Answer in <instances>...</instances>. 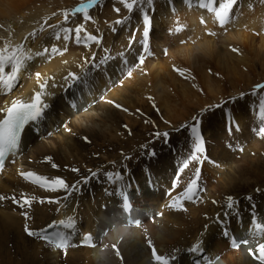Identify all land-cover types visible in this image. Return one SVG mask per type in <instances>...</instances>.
Returning a JSON list of instances; mask_svg holds the SVG:
<instances>
[{
  "label": "bare ground",
  "instance_id": "bare-ground-1",
  "mask_svg": "<svg viewBox=\"0 0 264 264\" xmlns=\"http://www.w3.org/2000/svg\"><path fill=\"white\" fill-rule=\"evenodd\" d=\"M80 1L83 0H0V54L16 53L20 60L25 59V54L31 57L23 61L14 91L0 85V108L12 99L30 101L44 81L47 84L42 99L50 106L38 125L30 124L25 129L16 159L11 165L8 160V171L0 174V196L35 198L31 207L24 209L12 199L0 201V264H148L158 257L165 264L168 260L170 264H192L194 259L208 264L207 258L214 255L220 257L217 264H258L248 254L251 242L234 251L228 245L234 235L239 240L257 235L264 243V232L258 233L252 224L255 219L264 226V138L256 135L258 127L264 125L243 126L239 116L230 118L225 110H217L210 124L201 122L200 132L205 131L211 139L204 141L202 163L192 162L181 174L179 187L172 192L173 196L182 192L195 168L201 167L199 200L184 202L185 211L169 208L171 197L166 193L172 187L177 168L191 153L187 146L188 130L172 136L167 145L163 144L166 149L149 143L147 137L157 130L189 125L194 114L199 116L205 111L204 106L223 99L228 89L232 94L248 85L251 78L243 72L250 67L246 55L262 58L263 69L258 75L264 77V0H235L223 27L219 25L222 17L218 8L222 0H213L212 4L209 0L205 8L200 7V0H153L151 8L146 0H141L131 14L127 12L130 20L124 19L118 25L117 35L113 12L124 8L119 0H98L92 10L74 13L73 7ZM109 3L113 4L105 12L107 15L101 21L96 17L95 20L97 24L109 21L113 26L111 43L101 49L98 44L93 48L86 46L79 54L74 45L68 47V34L74 40L82 37L87 28L94 26L91 16L101 13ZM211 8L216 11H209ZM142 12H148L152 21V55L141 65L138 56L142 50ZM105 19L108 20L104 22ZM55 22L57 25L47 31ZM253 35L260 36L259 40ZM132 36L135 42L131 45ZM215 37L220 38V43L214 42ZM33 39L37 42L33 43ZM159 48L170 56L169 62L162 60L163 65ZM93 57L98 65L108 62L96 71L90 65ZM174 66L184 68L185 72L181 74ZM192 70L200 71V84L190 83V78L198 80L190 75ZM9 71L10 66L5 69L6 73ZM216 72L225 83L214 78ZM69 73L81 79L66 84ZM179 78L187 79L185 86ZM53 83L57 87L53 88ZM188 86L194 90L202 88L203 97L186 91ZM72 88L77 94L75 98ZM181 88L185 100L180 101L177 110L173 106L175 100L170 104V94ZM149 94H158L156 101L164 112L158 121L149 114L155 122L151 127L135 114V108L142 106L150 111L143 100ZM227 117L232 126L230 135L235 131L236 138L233 136V141L226 145L222 139L228 134L224 132ZM238 125L242 129L234 130ZM152 149L155 156L149 158L147 152ZM172 154L180 157L173 159ZM20 164L23 168H18ZM73 168L79 171L73 172ZM28 171L48 179L63 178L70 186L93 171L98 178L90 179L86 185L81 183L80 191L64 199L65 192H47L26 181L21 173ZM109 171L124 175L123 182L129 185L132 200L145 213L140 215L142 225L130 228L124 238L108 218L118 211L116 203L120 201L119 195L114 194L116 186L105 180ZM146 181H151V185ZM248 196L251 201L246 199ZM228 197L238 201L231 210L226 207ZM42 200L45 202L41 203ZM149 206L152 217H148ZM24 211L28 219L22 215ZM225 212L228 238L222 235L223 226L217 222V216L224 220ZM70 218L75 220L76 228L66 250L53 251L25 232V226L41 231L49 224ZM95 224H101L96 228L101 227L99 237L103 245L79 247L82 235L92 233ZM197 243H201L202 253L188 254L187 249ZM173 256L178 259L172 260Z\"/></svg>",
  "mask_w": 264,
  "mask_h": 264
},
{
  "label": "snow or ice",
  "instance_id": "snow-or-ice-1",
  "mask_svg": "<svg viewBox=\"0 0 264 264\" xmlns=\"http://www.w3.org/2000/svg\"><path fill=\"white\" fill-rule=\"evenodd\" d=\"M213 0H211L212 4ZM98 3V0H95V4ZM119 3L123 5L124 9L127 10L129 14H131L134 10V7L139 5L141 3V0H119ZM147 5L151 8L153 5V0H146ZM209 3V0H200V7L205 8L207 7ZM235 0H222V2L219 3L218 8L221 9V17L219 19V25L223 27L225 24L228 23L229 19V12L231 11V7L234 6ZM209 11H216V9H208ZM117 13H119V9H114ZM142 24H143V32L142 37L139 41L141 45V53L138 56V64H143L145 58L147 56L152 55L150 52V34L152 31V21L151 17L148 14V12H142ZM90 19V17H89ZM125 20H128V17L124 18ZM117 24H122L123 21L117 20ZM201 23H204L203 20H201ZM77 32L80 31V29H76ZM213 34V33H210ZM131 45L135 42V36H132L130 39ZM67 43V42H66ZM131 47V46H130ZM236 51V50H234ZM25 59H31L30 56H27L25 54ZM24 59V60H25ZM20 60L17 57L16 53H12L11 55L8 54H0V85H3L5 89H7L9 92L15 87V84L18 80V73L20 72L23 61ZM108 62V61H106ZM106 62L102 65H98L95 62V57H93V63L90 64L91 68L93 70H100L102 66L106 65ZM10 66V71L5 72L6 67ZM128 77L131 76V68L127 72ZM37 78H39V74L37 73ZM81 77L77 76L73 73H69L67 77H65V83L68 84L69 80H72L73 82H76L80 80ZM47 82H43L39 85L40 91L36 92L30 99V101H22L20 99H12L10 104H7L6 107L0 108V114H2V119H0V169L4 166V160L5 157L8 156L10 153L15 156L18 149L21 145L22 140V133L25 130V127L27 125L36 124L38 125L43 119H44V113L45 111L50 107L47 103L44 102L42 97L45 95L44 89ZM52 87L55 88L57 85L55 83L52 84ZM69 87H71V84H69ZM257 87H264L261 85H258ZM51 95V94H49ZM244 94L241 93L240 96L233 97L232 103H235L236 99H243ZM111 103V101H109ZM224 103H227L225 101ZM117 107H120L117 105ZM155 107V105H154ZM222 107V104H214L211 105L210 108H220ZM227 115V113H226ZM260 119L262 122H264V97H261L260 100ZM194 123L191 125H184L181 128L175 129L176 132L182 131L184 128L188 129V135L190 137L191 141V153L188 156L187 159H185L181 166H179L176 170V175L172 182V187L169 190L166 195H169L170 202L167 205L169 208L177 211H185L184 208V202H192L196 203L199 200L200 197V191L202 190L199 185V181L201 179V167L197 166L195 168L193 177L187 182L186 187L183 189L182 192H180L178 195L173 196L172 192H174L180 184V176L184 172L185 169L189 168V165L192 162H196L198 165L202 163V157L205 153V147H204V141L200 132V119L197 117H193ZM127 127V126H125ZM38 133L39 129H35ZM237 130L239 128L237 127ZM256 135L260 138H264V126L258 127V130H256ZM154 140H159L161 137L163 138V143L165 145L168 144L170 140V134L168 131L163 132H154L153 133ZM86 139V138H85ZM149 143H154V141H150ZM147 155L149 158L155 156V150H149L147 152ZM50 159V158H49ZM130 159V157H125V160ZM53 168H57V165L52 164ZM73 172H78L79 170L76 168L71 169ZM127 172V169H125V173ZM21 175L23 178L34 184L37 185L39 188L43 189L47 192H65L67 195L64 197V199L68 198V195H71L72 192L80 191V185L82 184H88L90 179L92 178H98L97 172H91L90 176L84 177L82 181H77L75 184H72L71 186L65 182L63 178H52L48 179L44 176H38L35 173L28 171V172H22ZM105 180L110 185H115L114 188V194L119 195L121 199L122 206L126 209L131 208L130 203V197L128 194L129 185L125 184L123 182L124 175L117 171V172H107L105 174ZM151 185V181H146ZM259 191V189H257ZM5 199H12V202L19 206L21 209L24 208H30L31 204L33 202V198H23L21 200H17L15 197H5L0 196V201H3ZM228 203L226 205L227 209L231 210L234 207V204H238V201H234L232 197H228ZM247 200L251 201L252 197L248 196L246 197ZM41 203H44L45 201H40ZM48 203H58L57 200H48ZM215 203V202H214ZM253 208L255 206L253 205ZM22 215L26 219H28V213L27 211L22 212ZM228 219V213L225 212L224 220H220L219 216H217V222L220 223L223 226L222 229V235L225 238L229 237V230L227 227V221ZM252 224L255 226L257 232H264V226H262L259 223H256V220L253 219ZM257 225H260L259 228H257ZM48 229H58L63 228L68 230V232L61 231V230H53L50 233L47 231V229L41 230V231H32L27 226H25V232L28 236L34 237L40 240H43L45 243L55 246V248L59 250H66L70 246V234L73 232L76 228L75 220L73 218L68 219L67 221L61 220L59 224H49L47 226ZM90 240L89 235H85L82 237L81 245L80 246H89L88 241ZM249 240L247 239H241L239 241L235 240V238L230 239L229 245L230 247L234 249H239L241 245H248ZM151 246V245H150ZM203 249L201 246V243H197L187 249L188 254H196L200 255L202 253ZM248 254L253 257L254 260L258 262V264H264V243H259L258 246L253 250L252 248L248 249ZM178 259L177 256H173L172 260ZM158 264H165L164 261H158ZM167 264H170V260H168Z\"/></svg>",
  "mask_w": 264,
  "mask_h": 264
},
{
  "label": "rangeland",
  "instance_id": "rangeland-1",
  "mask_svg": "<svg viewBox=\"0 0 264 264\" xmlns=\"http://www.w3.org/2000/svg\"><path fill=\"white\" fill-rule=\"evenodd\" d=\"M198 2V1H197ZM111 4L113 3H109L106 8L99 14H94L91 16V19L93 20V23H94V26H90L89 28H87L85 31H84V35L82 37H76V39L74 40L73 39V35L71 34H68L67 36V39L68 37H70V43L68 45V47L70 46H75L78 48V54L80 52H84L82 50V48L86 47V46H89L88 48H93L94 46H96L98 44V48H106L109 43H111L112 41V36L110 34V31L113 29V26L111 27L109 25V21L105 24H97L96 20H95V17L98 18L99 21H101V19L107 15L105 12L109 9V7L111 8ZM119 14V15H118ZM126 14H127V10L124 9V8H121L119 13H117L116 11L113 12V16H114V20H121V21H124V18L126 17ZM108 20V19H105L104 22ZM128 20H130V18L128 17ZM49 22H52V19L49 21ZM58 22H55L54 24L51 25V28H47L46 30H50L52 29L55 25H57ZM92 23V24H93ZM116 27L114 28V33L115 35L118 34V31H119V27L118 25L120 24H117L115 23ZM254 37H256V40L258 41L260 36L258 35H253ZM220 38L218 37H215L214 39V42L215 43H220L219 41ZM67 41V40H66ZM65 41V42H66ZM33 43L37 42V39L36 40H32ZM82 42H86V43H89L88 45L85 44L84 46L81 44ZM160 49H158V51L160 52ZM86 51V50H85ZM161 53V52H160ZM161 59H160V64L163 65L164 61L165 62H169L170 61V56H167V54H165L164 52L161 53ZM255 56L251 55V56H247L246 55V62L250 63V67H245L244 68V75L248 77V79L251 78V82L248 83V85H246L245 87H242L241 89H238V91L234 92V93H230L229 92V89H228V92L226 93V96L223 98V99H220L219 101L216 102V104H222V107L220 108H210L211 105H214L215 102H211V105H208V106H204V109L205 111L200 113L199 116H196L195 114L193 115V117H197L198 119H200V121L203 123L204 121H208V123L210 124L211 121H212V118L214 117L215 115V112H217V110H225L226 112H228L230 114V118L232 117H235V116H239L240 119L242 120V123H243V126H248V127H253V126H260V125H264V122L261 121L260 119V100H261V97H264V87H257L258 85H261V86H264V77H260L258 75V73L263 69L262 68V58L259 57V56H256V58H254ZM164 59V61L162 62V60ZM166 59V60H165ZM251 59V60H250ZM252 64V66H251ZM210 65V64H209ZM178 69V71H180V73L182 74L183 72H185L184 68H179L178 66H174ZM193 72V73H192ZM210 72H213L212 70H210ZM192 74H190L192 77H198V80L197 81H193L192 78L188 77L189 81H192L190 83H194L195 84H200L201 83V75H200V71L198 70H192L191 71ZM198 73V74H196ZM189 75V76H190ZM195 75V76H194ZM219 77L221 79V81H223V83H225V81L223 80L222 76L219 74V73H215V77L214 78H217ZM178 79V78H177ZM184 80L183 78H179V80ZM123 80V79H122ZM122 80H120V84H122ZM186 81V82H185ZM197 82V83H196ZM200 82V83H199ZM185 83H187V79L184 80L183 82V86H185ZM163 84V82H162ZM194 84V86H195ZM187 85V84H186ZM189 85V83H188ZM193 86V87H194ZM118 88V87H116ZM116 88L114 89L115 91ZM185 88V87H184ZM184 88L180 89V90H177V93L174 92L172 95L170 94V99H171V105L172 102L175 104L173 105L174 108H176L178 110V106L180 104V101L182 102L183 100H185V97H183L184 95L182 94V90L184 91ZM187 88V87H186ZM196 90L192 89L191 87L187 88L186 91H190L192 90L193 92L195 91L197 93V95H199L200 97H203V90L202 88L200 89L199 87L195 88ZM12 91H14V89H12ZM180 92V93H179ZM200 92V93H199ZM175 93L177 96H175ZM243 93L244 96H243V99H236L235 103H232V98L233 97H239L240 94ZM112 94V92L110 93ZM189 94H192L191 92ZM109 95V94H108ZM172 96V97H171ZM175 98V99H173ZM179 99V100H178ZM143 100L146 101V104L150 107V111H148L145 107H141V108H135L136 112L135 114L138 116V119L141 118L143 120H145L146 122L148 121L150 123V127L155 125V122L154 120L152 119V117L149 115V114H153L156 116L155 118V121H158L160 118H162L161 116H164V112L162 110V107L160 106L161 104L156 101L158 100V94H156V96L154 97L153 95H145L143 97ZM178 103H177V102ZM225 101H227V103H224ZM159 104V105H158ZM155 105V107H154ZM177 105V106H176ZM190 105V104H189ZM191 123L193 124L194 121L193 119L190 120ZM191 123H189V125H191ZM202 123L200 124V127H203L202 126ZM230 122H229V118L227 117V123L225 124V127L227 126V129L224 131L225 133H228V134H225V136L223 137V142L227 145V143L233 141V136L236 138V132H231V135H230V129L232 128V126L230 125ZM127 126V127H125ZM124 126V129H128L129 127V124L127 123V125L125 124ZM180 126H177V127H169L167 128L169 134H170V139L172 136L176 135V134H184L186 130H188L187 128H184L182 131L180 132H176L175 129L179 128ZM239 129L241 128L242 129V126L241 125H238L237 126ZM201 129V128H200ZM236 126L234 127V130H236ZM240 129V130H241ZM163 130V129H161ZM159 131V130H157ZM157 131H154V132H157ZM152 132L151 134L148 135V141H154L153 144L155 145H158L159 147H161V149H166L164 148L163 146V138L161 137V139L159 140H154V137H153V133ZM238 134L240 135V133L238 132ZM201 135H202V138H203V141H207V140H211L209 137L208 134H206V132H201ZM170 141V140H169ZM190 140L188 141L187 143V146H190ZM169 143V142H168ZM212 146H209V148L211 149ZM129 153H132V151H130ZM209 155H210V152L208 151L207 152ZM171 157L173 159H177L179 158L180 156H177L176 154H172ZM22 166V165H21ZM260 236V234H259Z\"/></svg>",
  "mask_w": 264,
  "mask_h": 264
}]
</instances>
